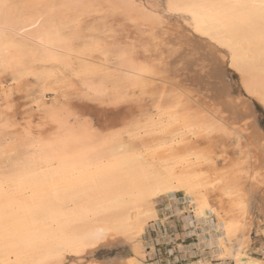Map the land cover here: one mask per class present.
<instances>
[{
  "label": "rangeland",
  "instance_id": "1",
  "mask_svg": "<svg viewBox=\"0 0 264 264\" xmlns=\"http://www.w3.org/2000/svg\"><path fill=\"white\" fill-rule=\"evenodd\" d=\"M9 1L14 4L30 2ZM54 2L60 3L64 0ZM88 2L113 6L96 10L102 12L103 17L97 25V31L91 34L104 41L106 54H92L95 58L92 57L91 60H96L98 65H104L105 61L106 65L103 67L107 69V76L106 79H101V75L90 78L96 82L105 80L107 88L98 94L95 91L92 93L85 78L78 77L74 71L68 69L60 73L62 88H46L40 72L44 67L50 68L49 64H27L21 69H27L29 73L21 77L14 71L0 70V124L5 119L14 123L31 121L33 127L51 124L48 119L50 110L65 108L74 116L86 120L96 130L108 134L115 132L113 136L124 135L128 140L130 134L126 129L127 122L139 112L145 119L137 121L139 127L133 129L131 135L145 127L140 130L141 139L137 138L136 141L140 145L142 141L151 140L146 134V127L149 126L147 124L162 107H168L167 105L177 101L184 103L183 107L188 106L186 109L193 116L206 114L204 117L207 119L219 120L225 127L237 130L236 134L240 141L245 142V147L253 146L252 161L243 167L251 171L261 169L256 162L260 156V148L264 147V101L261 100L264 93L261 87L264 84L259 86L262 80L255 84L258 96L249 94L241 82V74L229 64L230 52L213 44L209 39L194 34L183 27L179 20L166 15L157 7L166 0ZM62 16L69 20L70 25L79 19L76 11ZM126 53L129 61L118 59ZM124 63L147 64L154 71L148 72L147 83L140 87L132 86L125 77L127 67ZM34 66L36 70L31 69ZM2 89L7 90L11 96L7 108ZM233 100L235 103L231 102ZM6 135L10 139L15 138V133H6L0 128V148L7 143ZM210 142L219 166L239 157L234 145L231 142L224 143V138L219 133L212 135ZM245 154L247 158V153ZM261 171L264 177V170ZM243 183L248 190L246 200L249 209L246 218L250 224L252 221L249 230L252 238L249 254L254 258H262L263 254L258 245L264 243V240L258 242V229L264 224V184L258 187L248 180ZM155 202L157 218L144 226L137 237L143 245L142 256L136 252L133 240L126 236H117L104 240L90 252L75 256L73 264H131V258L138 259L142 264H191L207 259L212 264H221V260L212 256L213 250L210 249V241L216 237L213 218L199 221L183 191L173 196L163 195ZM165 206H171L172 212H164ZM188 209L191 210L190 215ZM177 210L183 215H174ZM254 222H257L255 231ZM214 243L212 246L215 248L216 242Z\"/></svg>",
  "mask_w": 264,
  "mask_h": 264
},
{
  "label": "snow or ice",
  "instance_id": "2",
  "mask_svg": "<svg viewBox=\"0 0 264 264\" xmlns=\"http://www.w3.org/2000/svg\"><path fill=\"white\" fill-rule=\"evenodd\" d=\"M111 7L88 0H64L60 3L30 0L15 5L0 0V10L5 12L15 9L17 15L34 13L27 20L30 28L18 26V30H14L6 22L0 41H6L3 45L5 50L30 49L34 63H46L45 60H36L35 54L40 48L59 42L64 46L59 62L68 70L75 71L79 58L90 53L106 54L104 41L91 34L97 31L103 17V13L96 10ZM157 7L194 34L231 50L234 62L251 55L252 34L258 32L261 72L264 74V0H166ZM73 11L79 13L74 24H57L58 14L67 15ZM30 32V42H25ZM32 42L38 46L33 47ZM24 59L23 56L18 57L21 62ZM118 59L128 60L129 56L126 53ZM138 68L142 72L154 70L147 64L138 65ZM3 95L7 108L11 96L7 90ZM48 119L51 124L36 127L30 122L14 123L10 119L0 124L6 133H15L14 139L6 135L7 143L0 152V241L27 235L28 243L43 245L47 249L41 260L29 264H73L74 257L80 254L79 248L84 245L69 238V229L75 221L64 217L63 209L78 205L82 199H91L97 189L120 188L129 181L137 184L142 181L129 174L126 163L120 158L105 154L110 134L90 129L86 120L74 116L71 111L66 117L53 114ZM144 119L136 112L126 125L129 134L139 127L137 121ZM184 122L187 123V118ZM207 127L209 133L216 130L224 138V143L234 145L239 154L236 167L251 163L253 146L245 147V142L240 141L236 134L237 130L216 124ZM76 128L82 131L77 133ZM145 154L141 152L140 156ZM256 163L264 170V147L260 148ZM143 184L137 192L139 202L151 204L165 194L161 184ZM10 185H14L17 192L29 194L38 189L39 194H32V203L26 205L24 200L13 198ZM164 212H172L171 206H165ZM187 212L191 214L190 209ZM174 215L183 213L177 210ZM36 226H40L39 229Z\"/></svg>",
  "mask_w": 264,
  "mask_h": 264
},
{
  "label": "bare ground",
  "instance_id": "3",
  "mask_svg": "<svg viewBox=\"0 0 264 264\" xmlns=\"http://www.w3.org/2000/svg\"><path fill=\"white\" fill-rule=\"evenodd\" d=\"M5 2L15 5L10 3L11 1L9 0H5ZM13 2L16 1L13 0ZM32 15L34 13L30 12H23L17 15L15 9L8 12L0 10V33L3 32L6 22L10 28L14 27V30H18V26L30 28L31 25L27 23V20ZM32 22L35 23L34 20ZM43 23H46V21ZM57 24L70 25L69 20L59 14L57 15ZM31 35L32 33L30 32L25 42H30ZM53 39L56 40L55 37ZM252 40L251 55L246 59L234 62L231 50L226 49L230 52L229 64L241 74V82H243L244 88L249 94L257 95L256 82L262 80V82H259V86H263L260 85L261 83L264 84V74L261 72V49L258 32L252 34ZM4 43L6 41H0V70L14 71L18 77L27 75L29 73L27 69L21 68L27 64L30 66L34 63L32 51L30 49L22 51L17 49L5 50L3 47ZM32 43L33 47L38 46L35 42ZM63 48L62 44L54 42L50 46L40 48L39 53L35 54L36 60H45L47 62L43 64L51 66L50 68L44 67L40 72V78L46 88H54L56 86L57 88H62L60 73L67 70L63 63L59 62ZM245 48L247 49V45H245ZM19 56H23L25 59L21 62L18 60ZM92 57L95 58L90 53L79 58L75 63L74 73L80 78H85L88 83L87 87L92 93L95 91L98 94V92H103L107 88L105 80L96 82L90 77L101 75V79H106L107 69L103 67L106 65L105 61L104 65H98L96 60L94 61L95 63L91 60ZM6 64L8 67H5ZM125 65L127 67L125 69L127 72L125 77L130 85L140 87L145 82L147 83L148 72L140 71L138 65ZM34 68L35 66L31 69L33 70ZM11 72L10 74H12ZM64 82L67 84L66 81ZM262 89H264V86L261 87ZM2 91L5 92L6 90L2 89ZM263 96L264 93L262 101H264ZM231 102L233 103L234 100ZM169 105H167L168 107H162L163 109H160L161 111L155 118L147 124L149 126L146 127V134L149 135L148 137L151 140L147 139L148 141H146L143 138L145 141H142V143L139 141L143 146L137 144L138 142L136 143L137 138L141 139L140 130L145 128L143 125L142 129L132 135L130 134V139L128 140L124 138V135L117 134L113 136L116 133H110L112 136L107 142L105 154L120 158L126 163L129 174L142 181V183L137 184L129 181L120 188H100L92 194L91 199H82L78 205L64 208L63 216L75 221L69 229L71 232L69 238L78 244L84 245L79 248V253L83 254L92 251L93 248L108 238L126 236L134 241L136 252L141 253L142 256L143 245L137 240V237L140 236L143 227L158 216L155 201L148 204L139 202L137 198V192L140 187L144 186L143 182H147L152 185H163L166 190L164 195L173 196L177 192L183 191L199 221L214 219L216 237L210 241V249L213 250L212 256L221 260V264H229L231 262V264H264L263 242L258 248L263 254L262 258H254L249 254V246L252 241L249 233L251 224L246 218L249 209L246 200L248 190L245 189L243 183L248 180L252 185L255 184L259 187L264 184L263 171L261 169L251 171L243 166L236 167L238 158L235 160L231 159L232 161H227L219 166L210 142L212 135L218 133V131L213 130L209 133L207 126L212 124L224 126L221 121L212 118L209 120L204 117L206 114L204 116H193L186 109L188 106L183 107L185 104L181 102L177 103L176 101L175 104ZM235 106L238 105L235 104ZM62 110H65V108L52 109L49 114L50 116L55 114L66 117L68 110ZM177 118L180 120L179 123H177ZM185 118H187V123L184 122ZM69 123L72 122L69 121ZM88 126L90 129L96 130L89 123ZM75 130L77 133L82 131L80 128ZM65 131L69 130L65 129ZM145 138L147 137L145 136ZM200 141L204 142L200 143ZM3 148V146L0 148V152H2ZM141 152H146V154L141 157ZM241 173L243 174L241 175ZM8 187L13 198L24 200L26 205L32 203V194L37 196L39 194L38 189H33L31 193L25 194L17 192L14 185ZM36 227L39 229L40 226ZM261 232L264 236V228L261 229ZM214 242H216L215 248L212 246ZM46 251L47 249L43 245L28 243L27 235L19 238L13 237L12 239L0 241V264H29V262L41 260ZM130 262L131 264H142L136 258H131ZM89 264L98 263L91 262ZM191 264H212V262L207 259L200 263L194 262Z\"/></svg>",
  "mask_w": 264,
  "mask_h": 264
},
{
  "label": "crops",
  "instance_id": "4",
  "mask_svg": "<svg viewBox=\"0 0 264 264\" xmlns=\"http://www.w3.org/2000/svg\"><path fill=\"white\" fill-rule=\"evenodd\" d=\"M251 221V220H250ZM251 225H252V221H251ZM256 226H257V222H254V227H253V230L255 231V229H256ZM262 228H264V224H263V226H261L259 229H258V231H259V234H258V236H259V243H260V241H261V239H263L264 240V236L261 234V229ZM253 238H254V236H253ZM258 247H259V245H258Z\"/></svg>",
  "mask_w": 264,
  "mask_h": 264
}]
</instances>
